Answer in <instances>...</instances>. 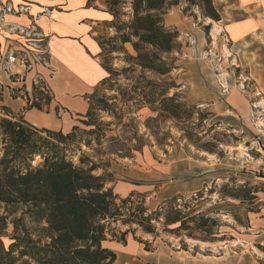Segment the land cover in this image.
Returning <instances> with one entry per match:
<instances>
[{
    "label": "rangeland",
    "instance_id": "obj_1",
    "mask_svg": "<svg viewBox=\"0 0 264 264\" xmlns=\"http://www.w3.org/2000/svg\"><path fill=\"white\" fill-rule=\"evenodd\" d=\"M237 1L212 0L219 14L215 22L222 28H218L219 34L197 6L187 8L180 0L166 11L165 23L178 31V38L174 51L164 55L172 67L165 75L142 72L131 65L129 56L135 55L131 45L129 52L126 43L109 38L107 46L102 47L101 61L112 74L91 92L94 113L86 117L85 111L74 117L78 128L75 143L67 147L68 158L75 164L80 158L84 165L94 163L93 173L104 175L106 186L114 194L125 197L134 193L144 199L147 213L174 199L172 206L184 213L190 212L196 219L202 215L216 220L210 227L212 235L196 228L193 221L188 223L190 230L169 232L167 229L178 223L167 226L161 218L153 234L115 222L110 224L104 245L121 251L135 247H140V252L166 250L170 255L185 250L190 257L213 264H219L218 260L222 264H264V112L261 91L256 88L262 85L264 72V27L241 41L233 40L226 26L250 13H261L258 6L236 8ZM92 2L107 7L108 0ZM128 9V3L118 6L119 13ZM223 46L229 50L228 55H223ZM25 66L30 68L27 63ZM23 71L21 64L10 73L7 83L14 87L6 86L12 98L33 97L34 80L39 78L32 80L28 90L22 83ZM144 78L163 84L165 97H180L184 105L180 117L152 111L160 107V101L144 102L150 89ZM227 85L245 96L251 109L248 118L237 122L236 127L223 122L209 108L218 89L224 92ZM48 108L49 104H44L42 110ZM81 119L94 125H85ZM90 129H97L96 134H89ZM23 211L22 205L6 207L0 203V215L7 214L2 237L5 243V237L14 234L13 219L21 218V224L30 231L36 227ZM125 230H129L125 235L128 241L122 242L120 233ZM119 253L116 263L125 260ZM136 256L129 264H142L135 261L140 259Z\"/></svg>",
    "mask_w": 264,
    "mask_h": 264
},
{
    "label": "trees",
    "instance_id": "obj_2",
    "mask_svg": "<svg viewBox=\"0 0 264 264\" xmlns=\"http://www.w3.org/2000/svg\"><path fill=\"white\" fill-rule=\"evenodd\" d=\"M183 1L187 8L197 6L203 17L219 20L212 0ZM121 3H128L127 12L119 13ZM178 4L180 0H108L106 8L113 15L112 26L116 33L111 39L131 45L135 52L134 56H129L131 65L140 71L165 75L172 70L164 55L176 48L178 31L165 25L164 15L171 6ZM125 15L128 19L120 18ZM204 29L207 30L208 25ZM102 66L106 75L97 86L106 83L112 74L104 61ZM143 81L150 88L144 102L160 101V107L152 111L180 117L184 105L179 96L165 97L167 91L163 84L145 78ZM32 92L33 97L25 96L28 108L42 110L44 104H49L48 90L43 92L39 85H33ZM91 95L86 96V117L96 109L91 104ZM1 111L0 203L6 207L22 205V213L27 214L36 227L30 231L21 224V218L13 219L14 234L6 236L5 243L2 237L5 236L7 214L0 215V264H113L116 254L104 245V241L110 224L115 222L135 225L143 232L153 234L155 223L161 218L167 226L178 223L177 227L167 229L169 232L190 230L192 227L188 223L193 221L196 228L212 235L210 227L216 220L202 215L196 219L190 212L184 213L172 206L174 199L147 213L144 199H138L134 193L125 197L114 194L112 188L106 186L105 176L93 173L94 163L84 165L82 158L79 164L73 163L66 151L75 143L77 125L64 133L35 127L5 106ZM80 121L94 125L83 119ZM95 130L90 129L88 133L94 134ZM245 197L242 199H247ZM18 228L20 234H17ZM128 231L120 233L122 242Z\"/></svg>",
    "mask_w": 264,
    "mask_h": 264
},
{
    "label": "crops",
    "instance_id": "obj_3",
    "mask_svg": "<svg viewBox=\"0 0 264 264\" xmlns=\"http://www.w3.org/2000/svg\"><path fill=\"white\" fill-rule=\"evenodd\" d=\"M259 1L238 0L234 3L240 9L258 6L261 13H250L236 19L235 24L226 26L233 40L241 41L264 27V3ZM113 21V15L106 7L89 0H0V86L5 85L1 87L0 106L22 116L33 126L68 132L75 125L74 117L86 111V96L106 75L101 54L102 47L107 46L106 42L115 34ZM208 21L215 24V32L219 34L217 22ZM165 25L171 26V23ZM124 46L131 51L129 43ZM222 53L228 55L229 50L223 46ZM25 63L30 66L29 69H26ZM21 64L24 66L22 83L28 90L35 78L45 82L51 97L48 110L28 108L25 95L10 96L9 87H14L7 83L10 73H14L16 66ZM261 73L262 85L256 88L261 91L264 112V72ZM215 96L210 98L211 101L209 99V108L226 124L236 127L237 122L246 120L250 115L251 109L245 96L230 85L224 92L222 88L218 89ZM125 240L128 241L127 237ZM105 246L116 254L113 264H129L130 258L136 255L140 259L134 258L135 261L142 264H213L211 260L200 261L190 257L185 250L170 255L166 250L140 252V247H135L121 251ZM119 252L125 260L116 263Z\"/></svg>",
    "mask_w": 264,
    "mask_h": 264
},
{
    "label": "built area",
    "instance_id": "obj_4",
    "mask_svg": "<svg viewBox=\"0 0 264 264\" xmlns=\"http://www.w3.org/2000/svg\"><path fill=\"white\" fill-rule=\"evenodd\" d=\"M34 82H35V85H36V86L39 85V89H40L41 91L46 92V91L48 90V88L46 87V85H45L44 83H43L44 85L39 84V79H35Z\"/></svg>",
    "mask_w": 264,
    "mask_h": 264
},
{
    "label": "bare ground",
    "instance_id": "obj_5",
    "mask_svg": "<svg viewBox=\"0 0 264 264\" xmlns=\"http://www.w3.org/2000/svg\"><path fill=\"white\" fill-rule=\"evenodd\" d=\"M218 27V26H217ZM216 29V28H215ZM220 30V29H219ZM214 34V33H213ZM215 35V34H214ZM226 51V50H225Z\"/></svg>",
    "mask_w": 264,
    "mask_h": 264
},
{
    "label": "snow or ice",
    "instance_id": "obj_6",
    "mask_svg": "<svg viewBox=\"0 0 264 264\" xmlns=\"http://www.w3.org/2000/svg\"><path fill=\"white\" fill-rule=\"evenodd\" d=\"M37 159H39V158H37Z\"/></svg>",
    "mask_w": 264,
    "mask_h": 264
}]
</instances>
